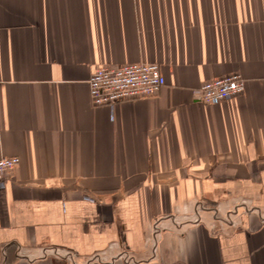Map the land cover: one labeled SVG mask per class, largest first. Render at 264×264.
Returning a JSON list of instances; mask_svg holds the SVG:
<instances>
[{
  "label": "crops",
  "instance_id": "obj_1",
  "mask_svg": "<svg viewBox=\"0 0 264 264\" xmlns=\"http://www.w3.org/2000/svg\"><path fill=\"white\" fill-rule=\"evenodd\" d=\"M138 62L162 91L95 107ZM5 156L0 264H264V0H0Z\"/></svg>",
  "mask_w": 264,
  "mask_h": 264
},
{
  "label": "built area",
  "instance_id": "obj_2",
  "mask_svg": "<svg viewBox=\"0 0 264 264\" xmlns=\"http://www.w3.org/2000/svg\"><path fill=\"white\" fill-rule=\"evenodd\" d=\"M166 84L156 63H132L116 68L101 67L89 80L90 96L95 107H113L122 102L157 96ZM246 81L231 75L205 83L196 91L199 102L217 104L245 92ZM17 156L0 158V188H6L11 173L19 166Z\"/></svg>",
  "mask_w": 264,
  "mask_h": 264
}]
</instances>
